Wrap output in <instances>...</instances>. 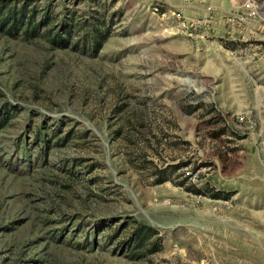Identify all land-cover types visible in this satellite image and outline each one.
<instances>
[{
  "label": "rangeland",
  "instance_id": "obj_1",
  "mask_svg": "<svg viewBox=\"0 0 264 264\" xmlns=\"http://www.w3.org/2000/svg\"><path fill=\"white\" fill-rule=\"evenodd\" d=\"M192 1L0 0L36 25L0 30V264H264V216L211 196L264 160V59L215 18L245 0Z\"/></svg>",
  "mask_w": 264,
  "mask_h": 264
},
{
  "label": "crops",
  "instance_id": "obj_2",
  "mask_svg": "<svg viewBox=\"0 0 264 264\" xmlns=\"http://www.w3.org/2000/svg\"><path fill=\"white\" fill-rule=\"evenodd\" d=\"M218 1L219 0H213V3H216V6L220 7L221 5L220 3H218ZM192 2L193 3L191 4L193 5H189V6H192L193 8L188 7V11L192 10L191 11L192 13L190 15L198 16L199 13L200 14L207 13L205 8L201 10L200 8L201 6L200 5L198 6V4L201 3L200 1L195 0ZM223 10L228 11L229 9H223ZM219 13L220 12L216 13L217 15H215L216 16L215 18H217L216 20L217 21L219 20V22L222 24L221 27H223V25L225 26V24L229 27L230 26L232 27L231 28L232 30L229 31V33L231 34L230 37L232 36L233 38L240 37L238 38L240 40L251 37L253 40V43H251L250 45L254 47L252 49H254L256 56H258L257 59H264V23L262 24L260 21H256V20H249L246 23H239L237 21H232V20L228 21L227 19L223 18V14H224L223 11L222 13L220 14ZM257 131H258L257 135L264 136V123H258ZM249 156H251L252 161H258L257 162L258 167H255L256 164L252 162L250 165L251 167L249 168V171L251 172L252 176H254V178L250 181L248 185H246L247 182H245V180H244V183H242L241 187H238L236 185L235 188L232 189V191L236 193L234 195H231L229 199L231 200L234 197L237 199L239 198V196H242L240 200L241 201L240 205L242 206L241 208L244 207V208L249 209V214L252 217L263 218L264 212L262 211V208L264 207V204H263L264 203V197H263L264 196V160H263V156L257 152L250 153ZM259 171L260 173H258ZM220 189L221 191L230 192L226 188H220ZM243 192L245 193L242 195ZM239 193L241 195H239ZM259 195L263 197L262 200H260ZM213 201H220V200H215L214 198ZM235 203L234 205L235 207H237V204Z\"/></svg>",
  "mask_w": 264,
  "mask_h": 264
},
{
  "label": "trees",
  "instance_id": "obj_3",
  "mask_svg": "<svg viewBox=\"0 0 264 264\" xmlns=\"http://www.w3.org/2000/svg\"><path fill=\"white\" fill-rule=\"evenodd\" d=\"M6 8L5 4L0 5V30L5 31L6 33L16 34L18 28L22 26V23L25 21L23 28H25L24 32H27L28 26L30 27L32 24V20L34 19L33 13L27 15L26 12L28 11L25 5L21 6L18 10L13 7L9 9ZM27 15V18H26ZM36 25H32L30 30H35ZM93 46L94 49L97 50L98 46L100 45V38H96L93 36ZM197 193L201 194L200 190L196 191ZM232 192H224L220 190H216L212 193V198L215 199H228L230 198ZM157 231L153 228L144 226L143 224H138L134 227L132 232V240L135 244L137 249H140L142 246L145 245L146 241L155 238ZM154 249H149V252H153Z\"/></svg>",
  "mask_w": 264,
  "mask_h": 264
},
{
  "label": "built area",
  "instance_id": "obj_4",
  "mask_svg": "<svg viewBox=\"0 0 264 264\" xmlns=\"http://www.w3.org/2000/svg\"><path fill=\"white\" fill-rule=\"evenodd\" d=\"M216 10V7L214 5H208L206 7V15L197 16L190 18L189 21L191 24L194 23H200L205 24L208 22V19L210 18V15L214 13ZM224 12V11H223ZM176 17L180 18L181 13H176ZM223 17L227 19L228 21H237L239 23H246L249 20H256V21H262L264 22V19L262 18L257 0H245L240 6L238 11H226L223 14Z\"/></svg>",
  "mask_w": 264,
  "mask_h": 264
}]
</instances>
